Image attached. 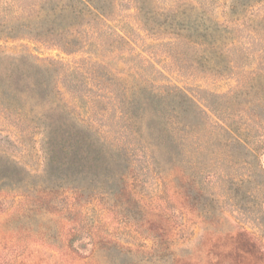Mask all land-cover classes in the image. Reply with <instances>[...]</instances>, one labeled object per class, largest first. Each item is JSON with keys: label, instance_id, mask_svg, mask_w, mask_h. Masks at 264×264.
Instances as JSON below:
<instances>
[{"label": "trees", "instance_id": "trees-1", "mask_svg": "<svg viewBox=\"0 0 264 264\" xmlns=\"http://www.w3.org/2000/svg\"><path fill=\"white\" fill-rule=\"evenodd\" d=\"M229 1L226 18L232 21L247 18L255 3L264 4ZM125 11L127 18L138 19L137 28L147 39L169 48L166 58L183 57L179 49L186 47L201 68L236 86L212 93L158 84L130 62L144 57L140 52L145 50L115 24ZM239 32L247 33L249 46L237 40ZM261 32L264 15H251L248 24L231 29L215 21L201 2L195 7L177 0H0V37L48 45L73 58L65 62L7 52L4 58L0 53V107L15 124L39 131L46 161L43 173L34 175L17 160L0 156V191L69 189L116 201L126 212L130 209L120 203L129 201L143 221L140 227L153 233L152 247L141 244L135 251L112 239L88 244L104 248L118 264H228L230 257L239 264H264L263 249L257 250V243L250 247L251 241L244 244L240 232L226 240L249 244L248 251L221 254L213 203L218 182L229 179L227 169H255L264 177ZM143 60L150 65L151 60ZM188 62L181 60L182 65ZM3 134L0 130V148L19 142L13 130H6V141ZM155 168L170 186V201L178 206L187 202L207 221L195 249L175 252L180 227L175 212L145 221L143 208L138 210V181L155 179ZM229 181L238 191L247 182Z\"/></svg>", "mask_w": 264, "mask_h": 264}, {"label": "rangeland", "instance_id": "rangeland-1", "mask_svg": "<svg viewBox=\"0 0 264 264\" xmlns=\"http://www.w3.org/2000/svg\"><path fill=\"white\" fill-rule=\"evenodd\" d=\"M177 1L180 4L188 2L195 7H199L201 2L204 10L215 21L231 29H239V26L248 24L251 15L257 17L264 15V4L261 3L254 4L247 18L232 21L226 18L229 0H198V3L196 0ZM126 14V11L122 13V17L119 18L122 19L121 22L115 24L121 29H127V34L137 43L139 42L141 49L145 50V53L140 52L144 57L129 58L130 62L147 71V74L155 78L158 84L177 85L187 89L200 87L212 93H225L236 86L233 80H227L201 68L193 58L192 51L186 47L179 49L183 57L166 58L165 52L169 48H161L147 39V33L137 28L138 19L133 16L129 19ZM261 34L264 33L261 32ZM236 36L237 40L245 46L250 45L249 39L246 38L247 33L239 32ZM6 52L9 56L32 54L41 59L62 58L65 62L73 60L72 57L60 54L51 46L28 40H9L6 39V35H2L0 53L4 55V58H6ZM143 58L151 60L150 65L147 66ZM181 60H189V62L182 65ZM4 64L6 66V60ZM156 70H158L157 74ZM60 88L65 100L71 103V97L66 89L63 85H60ZM0 130L4 132L3 140H8L6 130H13L19 140V142L13 140L14 143L7 144V147L3 144L4 147L0 148V156L17 160L34 175L42 174L46 161L43 139L39 131L15 124L6 116V111L2 107H0ZM261 163L264 167V154L261 156ZM155 172L157 173L155 179L150 178L147 183L142 184L143 179L140 177L138 181L140 191L136 190L137 196L135 195L140 205L138 210L143 208L147 216L145 221L154 216L158 219L159 215L167 218L171 212H175L180 222L175 252L181 253L183 250L195 249L202 242L206 232V219L198 216L187 202L183 201V207L175 202L172 203L169 199L170 186L166 184L163 172L158 168H155ZM216 176L217 174L214 175V180ZM224 176L229 179L218 182L214 190L216 196L213 202L216 206V238L221 254L225 256V253H242V248L248 251L247 246L251 244L250 247H252V243H257L255 247L257 250L262 248L264 251V194H262L264 177L262 173L255 169L247 171L237 168L227 169ZM243 178H246L248 183L246 182L243 190L239 191L229 181L238 182ZM242 193L245 195L242 196ZM120 204L125 205L130 211L126 212L116 201L112 202L102 196L94 199L89 195L81 196L69 189L11 190L6 188L0 191V264H118V260L107 257L104 248L88 245L92 244L93 240L98 244L105 239L118 240L120 243L131 246L135 251L142 249L141 244L150 249L153 242L149 239H154L153 233L149 231V227H140L143 221L136 217L137 209L134 205L127 200H122ZM135 218L140 220L139 223ZM239 232L242 234L244 244L248 241L251 243L243 245L240 240H226V236L236 237ZM80 240L86 241V244L80 243ZM149 264H157V262ZM228 264H239V261L230 257Z\"/></svg>", "mask_w": 264, "mask_h": 264}]
</instances>
